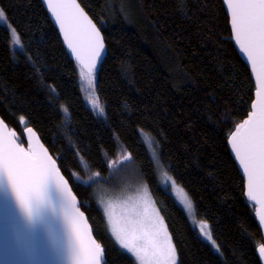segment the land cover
Here are the masks:
<instances>
[{
	"label": "trees",
	"instance_id": "trees-1",
	"mask_svg": "<svg viewBox=\"0 0 264 264\" xmlns=\"http://www.w3.org/2000/svg\"><path fill=\"white\" fill-rule=\"evenodd\" d=\"M78 1L108 50L94 77L102 112L88 106L87 75L70 59L41 0H0L23 45L15 54L9 29L0 26L1 118L22 145L27 127L38 134L76 194L106 264H136L109 235L93 190V181L107 180L123 156L153 196L177 264H261L262 232L228 147L251 112L255 86L222 0H128L133 21L121 0ZM141 131L197 217L208 222L220 253L160 182Z\"/></svg>",
	"mask_w": 264,
	"mask_h": 264
},
{
	"label": "snow or ice",
	"instance_id": "snow-or-ice-1",
	"mask_svg": "<svg viewBox=\"0 0 264 264\" xmlns=\"http://www.w3.org/2000/svg\"><path fill=\"white\" fill-rule=\"evenodd\" d=\"M44 2L59 24L68 48L87 69L86 78L91 86L93 69L105 48L100 29L77 0ZM223 2L230 14L235 42L246 54L256 77V99L251 104L252 110L231 133L229 143L247 177L248 197L264 208V0ZM5 19V12L0 10V21ZM28 131L32 132V129ZM4 185L11 190L23 221L30 229L46 225L48 215L56 216L59 212L69 231L68 253L73 264H106L104 249L83 225V213L76 208V197L71 194L56 162L42 145L37 149L31 142L28 148L17 143L15 133L6 131L0 121V187ZM52 187L62 197L58 208L47 195V190ZM109 218L111 220L112 213ZM260 222L264 224V214L260 216ZM206 227L202 224L201 231ZM112 234L120 248L127 250L139 264H177L171 236L162 221L150 214L146 206L143 211L134 207L130 214L113 220ZM259 253L264 257V246L260 247Z\"/></svg>",
	"mask_w": 264,
	"mask_h": 264
},
{
	"label": "water",
	"instance_id": "water-1",
	"mask_svg": "<svg viewBox=\"0 0 264 264\" xmlns=\"http://www.w3.org/2000/svg\"><path fill=\"white\" fill-rule=\"evenodd\" d=\"M41 2L48 14L50 21L57 29L61 37L63 46L67 54L69 55L70 59L74 61L78 65V67L83 71V73L87 75V69L81 66L80 62L76 59L75 55L72 53V50L68 48L67 43L64 40V35L60 31L59 24L56 22L55 17L52 16L51 12L48 10V7L45 4L44 0H41ZM77 3L80 5L78 0H77ZM223 5L229 17V26H230V31L232 35V42L241 60L248 67L251 78L255 86V94H254V100H253L254 102L256 99V77H255V74L251 70V63L250 61L247 60L246 54L240 51L239 45L236 44L235 42L234 34L232 33V30H231L230 14L228 13L227 6L224 4V2H223ZM85 13L87 14L86 11ZM89 18L91 17L89 16ZM93 23L95 22L93 21ZM104 44H105V48L103 52L101 53V57L96 62V67L93 69L92 77L97 76L102 64L104 63L107 57L108 50H107V46L105 43V39H104ZM0 121H3V124L6 126V131L15 133L16 142L20 143L18 141L19 136L17 132L11 129L6 124V122L1 118V116H0ZM29 128L32 129V132L28 131ZM24 139L26 142V146L20 143L23 147L28 148L29 142H31V144L37 149H39V146L42 145L43 149L47 151L48 156H50L56 162V167L59 169L60 174L64 177V180L67 181L68 188L71 191V194L76 197V200H75L76 208L79 209L80 213H83V218H82L83 225L86 226L92 238L97 241V239L94 236L93 229L91 225L89 224L87 216L80 209V202L76 194L74 193L68 179L64 176V174L62 173L58 165V162L53 158V156L50 154L48 149L42 144L38 134L34 131L32 127H27L24 130ZM229 139H228V147H229L231 156L244 180L245 199L249 204H251L255 208V217L261 229L263 240H264V224H261L260 222V216L264 214V208H262L261 205L258 204L256 201L251 200L248 197L247 177L244 174L243 168L240 165L239 161L235 158V153L232 150L231 144L229 143ZM47 195L49 199L51 200L53 206H56L58 208L61 205L62 203L61 194L54 187L49 188L47 190ZM68 239H69V231L67 227L63 224L62 220L60 219L59 212H57L56 216L49 214L47 217L46 225H37L35 228L30 229L25 225L23 221V218L19 212V209L16 206L15 198L11 190L6 185H4L3 187H0V264H73L69 256V253H68ZM262 246H264V244L259 246L256 252L260 260V263L264 264V257H262L259 253V249Z\"/></svg>",
	"mask_w": 264,
	"mask_h": 264
},
{
	"label": "rangeland",
	"instance_id": "rangeland-1",
	"mask_svg": "<svg viewBox=\"0 0 264 264\" xmlns=\"http://www.w3.org/2000/svg\"><path fill=\"white\" fill-rule=\"evenodd\" d=\"M121 1L122 9L125 10V12L129 15V18L133 21L134 16L131 15L127 7L128 0ZM0 10L2 9L0 8ZM0 26L7 27L9 29L13 52L15 54L22 52L23 45L20 37L16 33L14 28L10 26L7 18L4 21H0ZM17 39L19 40V43H17ZM94 84V77H92L91 86H89L88 79L85 78L84 93L88 106L92 110L100 114L102 112V105L97 94L95 93ZM140 134L142 140L148 148L151 158L157 166L160 182L162 183V185L165 188H168L175 202L184 211L190 221V224L194 227V229H196L200 238L205 241L214 252L220 253V247L218 246L212 235L208 222L197 217L193 202L186 191L182 187H180L160 166L158 149L154 141H152L143 131H141ZM113 162L114 163H112L110 176H108L107 180H96L95 182L93 181V190L95 198L97 199V203L104 213L109 235L113 238L115 243L119 246L118 242L112 234V221L119 219L123 215L130 214L131 210L134 207L140 211H143L146 206L150 214L158 217L162 221L164 227L168 232L165 220L161 215L153 196L147 189L146 185L143 183L135 163L129 157L125 158L124 156ZM109 213H112L111 220L109 218ZM202 224L207 225L203 232L201 231ZM205 233H207V235ZM209 236L211 237V239H209ZM213 241L215 243H213ZM121 250L131 256L135 260L136 264H139V262L136 261L135 257L128 253L127 250Z\"/></svg>",
	"mask_w": 264,
	"mask_h": 264
}]
</instances>
